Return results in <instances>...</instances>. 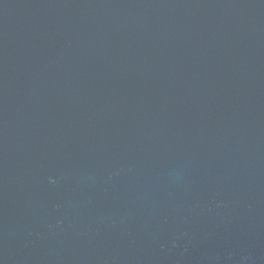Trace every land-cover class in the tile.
<instances>
[{"label":"water","instance_id":"95a60500","mask_svg":"<svg viewBox=\"0 0 264 264\" xmlns=\"http://www.w3.org/2000/svg\"><path fill=\"white\" fill-rule=\"evenodd\" d=\"M0 264H264V0H0Z\"/></svg>","mask_w":264,"mask_h":264}]
</instances>
